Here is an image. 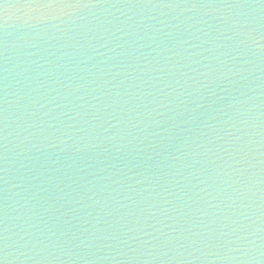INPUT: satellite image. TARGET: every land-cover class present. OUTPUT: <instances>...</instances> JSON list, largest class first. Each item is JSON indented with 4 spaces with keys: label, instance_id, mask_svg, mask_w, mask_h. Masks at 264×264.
<instances>
[{
    "label": "water",
    "instance_id": "1",
    "mask_svg": "<svg viewBox=\"0 0 264 264\" xmlns=\"http://www.w3.org/2000/svg\"><path fill=\"white\" fill-rule=\"evenodd\" d=\"M78 2L0 0L6 264H264V0Z\"/></svg>",
    "mask_w": 264,
    "mask_h": 264
},
{
    "label": "snow or ice",
    "instance_id": "2",
    "mask_svg": "<svg viewBox=\"0 0 264 264\" xmlns=\"http://www.w3.org/2000/svg\"><path fill=\"white\" fill-rule=\"evenodd\" d=\"M62 7V6H71L77 7L80 6L78 0L77 3H66L65 0H51V2H42V0H25L23 8L38 9L44 7ZM0 264H6V257L0 255Z\"/></svg>",
    "mask_w": 264,
    "mask_h": 264
}]
</instances>
